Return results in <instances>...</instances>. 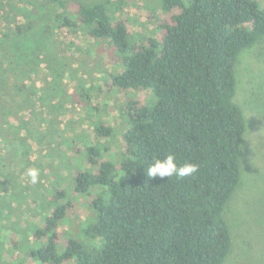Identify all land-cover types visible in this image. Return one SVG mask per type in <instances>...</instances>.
I'll list each match as a JSON object with an SVG mask.
<instances>
[{
  "label": "trees",
  "instance_id": "obj_1",
  "mask_svg": "<svg viewBox=\"0 0 264 264\" xmlns=\"http://www.w3.org/2000/svg\"><path fill=\"white\" fill-rule=\"evenodd\" d=\"M162 4L160 39L131 47L126 20L110 14L112 0H0V216L18 209L4 187L9 185L14 198L18 183H24V172H14L16 152L29 145L31 121L23 115L41 114L35 77L48 67L47 47L56 37L66 40L74 33L78 39L86 32L95 41L106 39L123 65L109 89L151 91L154 99L124 110L125 177L108 162L76 178V191L92 198L95 222L88 233L97 248L70 240L60 253L58 229L76 207L64 202L66 191L50 192L47 201L54 212L35 232L42 246L30 256L41 264H225L232 253L229 209L245 176L248 134L245 111L236 102L238 65L264 41V0ZM41 136L35 134L38 140ZM169 154L178 165H196V172L149 177L153 159ZM99 186L105 189L90 194ZM30 187H20L21 197L28 189L39 193L45 184Z\"/></svg>",
  "mask_w": 264,
  "mask_h": 264
},
{
  "label": "rangeland",
  "instance_id": "obj_2",
  "mask_svg": "<svg viewBox=\"0 0 264 264\" xmlns=\"http://www.w3.org/2000/svg\"><path fill=\"white\" fill-rule=\"evenodd\" d=\"M112 1L110 14L126 20L131 47L160 39L159 27L165 18L162 0ZM17 21L25 22L21 17ZM67 34L66 40L56 37L55 45L47 47L48 67L35 77L37 110L42 115H23L24 120L31 121L26 137L29 145L16 152L19 166L14 172L16 176L24 172L20 177L24 183H18L14 198L9 185L4 187L13 207L18 209L12 210L8 217L0 216V264H41L30 257L42 246L35 232L44 229L47 218L54 212L47 201L50 192L62 190L66 191L64 202H74L76 208L70 210L58 229L60 253L70 240L89 250L97 248V240L88 233L95 222L92 198L76 191V178L82 172L96 173L108 162L116 165L122 178L127 150L124 110L137 102L146 105L154 102L151 91L121 93L109 89L112 76L123 70L121 57L109 41H95L86 32L79 33L78 39L74 33ZM238 79L236 102L244 109L248 121L246 165L243 182L229 209L234 247L225 264H264V41L243 55ZM11 123L17 122L12 119ZM52 126L55 128L50 132ZM101 129L104 133H100ZM38 131L42 133L41 140L35 137ZM35 182L44 183L43 190L38 193L28 189L21 197L20 187L26 183L31 189ZM104 189L105 186H99L90 194Z\"/></svg>",
  "mask_w": 264,
  "mask_h": 264
},
{
  "label": "clouds",
  "instance_id": "obj_3",
  "mask_svg": "<svg viewBox=\"0 0 264 264\" xmlns=\"http://www.w3.org/2000/svg\"><path fill=\"white\" fill-rule=\"evenodd\" d=\"M197 167L194 164L186 163L184 165H178L176 163V157L174 155H167L164 158L155 157L153 162L147 167V175L151 178H171L186 177L196 172ZM35 179V173L32 174Z\"/></svg>",
  "mask_w": 264,
  "mask_h": 264
}]
</instances>
